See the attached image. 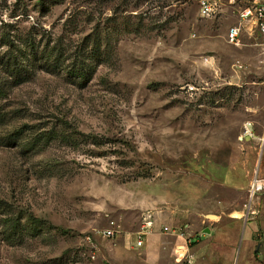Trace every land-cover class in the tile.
<instances>
[{
  "label": "rangeland",
  "instance_id": "1",
  "mask_svg": "<svg viewBox=\"0 0 264 264\" xmlns=\"http://www.w3.org/2000/svg\"><path fill=\"white\" fill-rule=\"evenodd\" d=\"M38 1L0 0V264H175L183 239L164 227L191 239L198 264H253L248 242L255 253L264 243V188L249 197L264 181L260 41L229 45L235 15L201 18L197 0ZM81 51L83 85L63 68ZM52 129L98 148L47 140ZM220 229L232 255L215 244Z\"/></svg>",
  "mask_w": 264,
  "mask_h": 264
},
{
  "label": "built area",
  "instance_id": "2",
  "mask_svg": "<svg viewBox=\"0 0 264 264\" xmlns=\"http://www.w3.org/2000/svg\"><path fill=\"white\" fill-rule=\"evenodd\" d=\"M198 13L201 18L212 19L219 16L226 9L231 10L235 15L236 24L230 26L225 34V41L234 47L244 46L242 39L257 38L260 42L253 45L264 48V0H197ZM251 130L244 128L243 137H251ZM255 177L249 189V197L264 188V181ZM259 181V183H258ZM152 215L148 214L144 219L141 229L134 234L135 246H143V238L148 234V230L153 227ZM116 225L111 224V228L102 232L106 238H111L117 233ZM163 231L170 235H176L177 241L183 239V254L173 250L175 264H198L196 254L190 250L191 239L183 238V235H177L171 227H164Z\"/></svg>",
  "mask_w": 264,
  "mask_h": 264
},
{
  "label": "trees",
  "instance_id": "3",
  "mask_svg": "<svg viewBox=\"0 0 264 264\" xmlns=\"http://www.w3.org/2000/svg\"><path fill=\"white\" fill-rule=\"evenodd\" d=\"M49 1H52V0H39L38 2H39V4H42L45 2L47 3ZM63 55H64V51H63L62 47H59L56 51V55H55L54 59L52 60L53 61L52 65L55 64L54 68H57V69L61 68V66L59 64L64 61ZM77 56L78 57L73 59V61L70 63L71 65L68 68L67 67H63V68H66V71H67L66 73L71 75L74 79L79 80V82H81L83 85L88 81V79L90 78V75H91V73L89 72V66L86 65L87 64L86 62L88 61L90 56H89V53L85 52V51H81V53ZM47 135H48V137L46 138L47 140H49L51 138H60L63 141L71 144V146H75L76 148H79L82 145L83 146H89L90 144H92L94 147L98 148V143L95 142L96 139H94L93 136H91V135L79 134V136H82V139H80L79 141L77 139H75L76 138L75 134H66L63 132L58 133V132L54 131L53 129L50 130ZM87 152L91 153L90 150H88ZM33 220L35 221V219H33Z\"/></svg>",
  "mask_w": 264,
  "mask_h": 264
},
{
  "label": "crops",
  "instance_id": "4",
  "mask_svg": "<svg viewBox=\"0 0 264 264\" xmlns=\"http://www.w3.org/2000/svg\"><path fill=\"white\" fill-rule=\"evenodd\" d=\"M234 214H240V212H235ZM209 216L210 215H208L207 217L209 218ZM214 216H216V218H215L216 223L218 222V220H221L223 218L221 215L220 216L214 215ZM227 216L228 217H226V218H232V220H234L233 223H237L239 220V218H237V217H232L233 215H227ZM205 229H208L210 234L215 233V230H214L215 228L209 227V228H205ZM217 235L218 236L215 238V242H216L215 244L217 246L221 245V246L229 248L232 253L230 251L228 253H230L232 255L234 252V249H235L236 242L234 240L227 239V237H229V235L227 236L222 229H220L218 231ZM250 239L251 238L249 236V240ZM250 241L248 242L246 250H245V259L247 261H251L254 259L253 264H264V243L261 242L259 249H257V252L255 253V249H253V243H252V241L251 242ZM261 258H262V260H260Z\"/></svg>",
  "mask_w": 264,
  "mask_h": 264
},
{
  "label": "bare ground",
  "instance_id": "5",
  "mask_svg": "<svg viewBox=\"0 0 264 264\" xmlns=\"http://www.w3.org/2000/svg\"><path fill=\"white\" fill-rule=\"evenodd\" d=\"M175 251L180 253V255L183 254V248L182 247L181 248H176Z\"/></svg>",
  "mask_w": 264,
  "mask_h": 264
},
{
  "label": "water",
  "instance_id": "6",
  "mask_svg": "<svg viewBox=\"0 0 264 264\" xmlns=\"http://www.w3.org/2000/svg\"><path fill=\"white\" fill-rule=\"evenodd\" d=\"M209 218H211V219H215L216 216H214V215H210ZM205 233H209V230H208V229H205Z\"/></svg>",
  "mask_w": 264,
  "mask_h": 264
}]
</instances>
